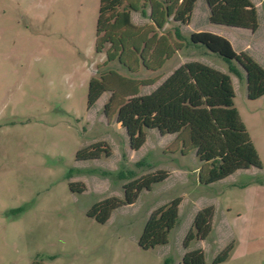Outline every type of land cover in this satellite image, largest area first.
Listing matches in <instances>:
<instances>
[{"label": "rangeland", "instance_id": "1", "mask_svg": "<svg viewBox=\"0 0 264 264\" xmlns=\"http://www.w3.org/2000/svg\"><path fill=\"white\" fill-rule=\"evenodd\" d=\"M253 1L254 31L207 22L204 0L195 1L186 27L220 34L235 50L247 42V52L264 60V0ZM97 5L98 0H0V264H177L190 219L206 204L213 206L210 232L187 244L201 248L202 264H264V96L246 97L243 76L217 53L188 42L183 31L184 38L176 39L169 16L151 29L178 48L158 70L137 67L133 76L140 81L158 75L139 92L188 60L226 72L260 166L202 183L205 163L193 149L182 151L175 134L146 129L142 144L130 148L114 111L102 110L106 93L86 107L87 81L100 65L126 74L115 59L102 63L107 45L94 50ZM132 16L138 25H151L138 11ZM96 141L107 145V155L74 159L78 148ZM157 169L167 176L113 209L104 222L86 215L93 202L120 197L126 180ZM69 182L83 190H70ZM175 196L177 219L166 242L140 247L136 239L148 211ZM229 242L225 259L214 262Z\"/></svg>", "mask_w": 264, "mask_h": 264}, {"label": "trees", "instance_id": "2", "mask_svg": "<svg viewBox=\"0 0 264 264\" xmlns=\"http://www.w3.org/2000/svg\"><path fill=\"white\" fill-rule=\"evenodd\" d=\"M196 0H98L95 19L94 50L101 51L105 45L107 63L115 59L126 74L114 68L99 66L97 76L87 81L86 107L91 106L103 93V112L114 111L127 136L130 148H138L144 141L146 129H156L161 134H175L181 141L182 151L193 149L195 156L205 163L198 180L209 183L221 179L236 169L250 165L260 166L257 152L245 126L233 105V87L229 75L198 60L178 64L147 92H139L141 84H152L157 76L145 81L133 76L138 66L146 70L162 67L178 46L173 45L154 28H160L170 16L172 33L176 39L184 38L190 43H201L217 53L237 76L242 75L245 95L248 98L264 96V65L260 64L249 47L235 50L222 35L203 29H189ZM207 22L237 26L254 31L257 11L251 0H204ZM138 11L147 17L151 25H138L132 14ZM146 26V28H145ZM151 27L153 29H151ZM150 31V33H149ZM107 155V145L92 142L78 148L74 159H93ZM167 171L157 169L130 178L122 184L120 197L107 196L93 202L86 215L104 222L111 211L123 204H130L142 190L162 180ZM73 191H82L83 185L68 183ZM180 201L175 196L148 211L136 239L142 248L166 242V235L177 219ZM212 204L198 208L190 219V225L182 238L183 252L177 264H202L201 248H187L188 242L204 239L211 229ZM232 244H226L213 258L214 262L225 259ZM30 264H39L33 260Z\"/></svg>", "mask_w": 264, "mask_h": 264}, {"label": "crops", "instance_id": "3", "mask_svg": "<svg viewBox=\"0 0 264 264\" xmlns=\"http://www.w3.org/2000/svg\"><path fill=\"white\" fill-rule=\"evenodd\" d=\"M251 2L255 5V7H256V5L258 4L257 1H253V0H251ZM190 18H191V16H190ZM250 32H251V31H250ZM243 47H244V48H245V47H249V44L246 42V43L244 44ZM242 49H243V48H242ZM242 49H241V50H242ZM255 59H256V58H255ZM256 60H257V59H256ZM257 61H258L260 64L264 65V60H257ZM175 67H176V66H175ZM159 81H160V80H159ZM159 81H158V82H159ZM158 82H157V83H158ZM157 83H156V84H157ZM154 86H155V85H154ZM154 86H153V87H154Z\"/></svg>", "mask_w": 264, "mask_h": 264}]
</instances>
